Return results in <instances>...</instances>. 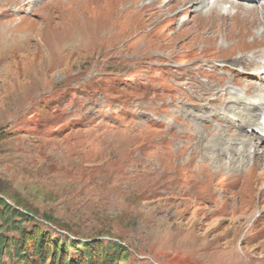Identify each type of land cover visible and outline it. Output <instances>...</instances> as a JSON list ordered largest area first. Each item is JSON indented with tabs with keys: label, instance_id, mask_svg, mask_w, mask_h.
Returning <instances> with one entry per match:
<instances>
[{
	"label": "rangeland",
	"instance_id": "374dc122",
	"mask_svg": "<svg viewBox=\"0 0 264 264\" xmlns=\"http://www.w3.org/2000/svg\"><path fill=\"white\" fill-rule=\"evenodd\" d=\"M159 4L0 0V191L38 219L52 213L61 227L49 229L61 235L129 244L120 264H264V166L232 180L208 165L204 148L218 155L205 128L212 113L179 94L218 83L223 70L169 75L197 59L235 68L262 51L264 12L203 15L185 27L193 13H176L189 1ZM222 122L224 145L258 141L249 124Z\"/></svg>",
	"mask_w": 264,
	"mask_h": 264
},
{
	"label": "bare ground",
	"instance_id": "6f19581e",
	"mask_svg": "<svg viewBox=\"0 0 264 264\" xmlns=\"http://www.w3.org/2000/svg\"><path fill=\"white\" fill-rule=\"evenodd\" d=\"M37 1L39 0H24V4L28 6L30 3H35ZM148 1L159 2L160 8H179L184 1H189L190 4L185 10L182 8L176 13L178 16L180 14L193 13V16L190 18H184L183 23L185 27L193 22V19H201L200 16L203 15H218L221 16V18L227 17L232 19L234 17L233 11L249 12L257 9L258 11L264 12V0ZM17 13L22 12L17 9H13L10 13L7 12L9 15ZM259 31L260 32H257V34H259L258 37L264 38V27ZM235 64L237 65L234 66L235 68L225 66H220V68H218L217 65L214 64V60L197 59L195 64L192 62L189 65L179 64L177 68L182 69V71H173L171 68V73H169V75H177L179 78L187 77V79L191 81L190 77L193 72L191 69L192 65L196 66V73L198 75L205 74V71L202 70L203 65L204 67H208L209 74L204 75L206 79L209 78L210 75L214 76L217 70H223L224 73L218 77V83L210 84L207 82L204 85H200L199 83L194 85L191 82L187 88H180L179 94L183 95L188 101L190 100L189 98H194L202 104L203 108L210 109L212 115L210 118L211 121L208 123L212 125L211 127L206 126L205 128L208 132L207 139L216 140L215 146H217V148L215 151L218 152H216L218 155H213L214 151L211 147L208 150L205 147L204 151L211 153L208 158V165L217 168H228L232 180L238 175L241 176L243 174L242 171L247 172L245 170L247 167H249L248 171L251 173L264 166V137L262 133L263 126L261 124L262 117H264V49L260 52H252L250 55H240L235 59ZM255 80H257L256 84L254 83ZM222 81L226 83L222 84ZM229 84L240 85L242 86V90ZM179 100L180 97L174 99L173 103H175V106L179 103ZM257 111L258 117L253 120L252 117L255 116ZM225 117H228L231 123L237 119L241 121V125L236 127L237 130H240L245 124H249L246 130H251L252 136L257 135L258 141L253 143V139L249 136L245 138L238 136L236 140H240L239 147L234 146L232 143L224 145V143L228 141L227 138L231 137L230 125H224L222 122V119ZM192 118L194 120L195 116H192ZM166 127L168 126L166 125ZM190 127L197 129L193 125H190ZM198 136L199 134L197 133V138ZM201 136L204 140H207L202 133ZM258 146L261 147L260 151H257Z\"/></svg>",
	"mask_w": 264,
	"mask_h": 264
},
{
	"label": "trees",
	"instance_id": "16d2710c",
	"mask_svg": "<svg viewBox=\"0 0 264 264\" xmlns=\"http://www.w3.org/2000/svg\"><path fill=\"white\" fill-rule=\"evenodd\" d=\"M10 200L0 191V264L4 256L17 264H120L134 251L124 241L61 235L49 229L61 227L52 213L38 219L36 208Z\"/></svg>",
	"mask_w": 264,
	"mask_h": 264
}]
</instances>
